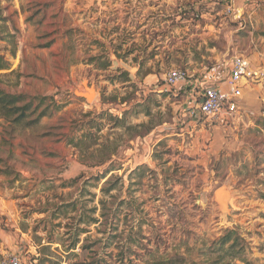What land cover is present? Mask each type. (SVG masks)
Segmentation results:
<instances>
[{
    "label": "rangeland",
    "instance_id": "374dc122",
    "mask_svg": "<svg viewBox=\"0 0 264 264\" xmlns=\"http://www.w3.org/2000/svg\"><path fill=\"white\" fill-rule=\"evenodd\" d=\"M201 1L0 0V54L11 71H0V91L26 96L32 108L43 99L39 112H51L29 126L36 114L16 125L0 119L8 167L0 164V259L264 264V118L223 127L188 118L192 100L181 90L159 93L168 70L218 69L247 48V35L234 33L227 52L216 25L215 39L202 36L197 50L198 17L203 27L220 10ZM253 37L264 40V22ZM239 109L254 111L242 102ZM86 132L93 138L81 141ZM74 202V211L57 212ZM226 231L238 239L230 252L219 246ZM48 239L55 244L41 251Z\"/></svg>",
    "mask_w": 264,
    "mask_h": 264
},
{
    "label": "crops",
    "instance_id": "0c3cea01",
    "mask_svg": "<svg viewBox=\"0 0 264 264\" xmlns=\"http://www.w3.org/2000/svg\"><path fill=\"white\" fill-rule=\"evenodd\" d=\"M203 1H206L208 4L207 0H202L201 2ZM215 12H217V10L208 13V21H206L207 23L203 25L202 32L198 33L196 31L197 41L195 46L197 50H201L202 48H204V46H206L205 39H203L202 36L208 35L213 39L218 34V32L216 33V30L214 28L215 25L213 23V18L216 15H214ZM243 15H246V20L250 25L249 27H247V29H249L247 32L243 31V28H241V24L244 23V19H242ZM239 20H241V22H239ZM261 21L264 22V0L260 1L258 7L255 10H252V8L248 5V0H234L233 15L224 25L220 27L221 29L219 30V32L225 37V48L227 49V52L231 47L230 41L232 40L234 33H237V35L242 33L246 34L247 48H245V50L243 51H239L238 53L236 52V54L246 57L250 61L252 66L264 67V40L261 38H258L257 40L253 37L254 31L258 28V24ZM244 28H246V26H244ZM184 30L187 31L188 29L185 27ZM182 34L186 37L185 33ZM184 47L188 51L189 46L185 45ZM209 50H211L212 52V49ZM227 54L228 53H226L222 57L226 56ZM232 56L233 55H231L230 57L226 56V59L223 61V63L225 64L218 69V65H213V67L209 70H206V68H203V66L200 65L199 68L201 69H198L197 66L199 63H196L197 65L192 67L191 69H185V71L187 72V80L177 87L178 90L182 91V93L180 94L184 96L185 101L189 102L190 100H192V102L190 101V103L193 107L194 104H197L198 93L202 91L204 87L218 86L224 88L225 80L229 74ZM201 59H204V57L201 56ZM185 67L188 68L189 65H186ZM1 72L6 73L11 71ZM241 102L249 104L250 107H253L254 111H241V117L237 119L233 124L237 123V125L240 124L243 127H248L251 126L253 119L258 118V116L264 118V111H262L264 109V81L258 83L256 86L253 85V87H245L242 90ZM261 106H263V109L261 110V112H258L257 108L259 109ZM192 107H187V110ZM43 120H45V118L41 119L40 124L43 123ZM2 234L3 233L0 232V239L3 240Z\"/></svg>",
    "mask_w": 264,
    "mask_h": 264
},
{
    "label": "built area",
    "instance_id": "2783aa9c",
    "mask_svg": "<svg viewBox=\"0 0 264 264\" xmlns=\"http://www.w3.org/2000/svg\"><path fill=\"white\" fill-rule=\"evenodd\" d=\"M261 0H248V5L255 10ZM211 7L220 8L214 13L213 23L218 28L224 25L233 15L234 0H208ZM204 16L200 15L194 24V35L196 31L202 32L201 21ZM245 23L241 24L244 29ZM187 80V72L182 68L168 70L162 80L160 94L170 93L180 84ZM264 81V67L252 66L250 61L239 54H234L230 62L229 74L225 80V87L206 86L198 93L197 104L187 110V117L197 119L203 117L205 120L215 119L220 126L226 127L233 124L241 117L239 109L242 100V90L245 86L257 85ZM0 264H24L21 257L16 254H6L0 259Z\"/></svg>",
    "mask_w": 264,
    "mask_h": 264
},
{
    "label": "trees",
    "instance_id": "16d2710c",
    "mask_svg": "<svg viewBox=\"0 0 264 264\" xmlns=\"http://www.w3.org/2000/svg\"><path fill=\"white\" fill-rule=\"evenodd\" d=\"M8 70V63L5 61L4 57L0 54V71H6ZM123 77H126V75H123ZM26 96L24 95H10L6 94L2 91H0V119L4 120L5 122H8L10 124L16 125L19 123H22L23 121L27 120V114L29 115H35L36 114V119L35 121H32L27 124L33 125L36 122H38L40 119L46 117V116H51V112H48V109H42L39 112V109L42 107L41 101L43 99H39V104L32 108V101H29L26 103ZM23 102V104H21ZM58 111V108L55 110V112ZM86 138L92 139L93 136L89 133H83L82 138L80 139L81 141L85 140ZM106 162H100L98 163V166H102ZM0 164L3 165V168L5 171L8 170V167L4 166L5 163L2 159H0ZM145 170L144 166H140L136 168L135 171H133L131 174L135 173H140ZM2 172V171H0ZM76 203H70L67 205H61L57 208V212L63 210L66 211L69 208L75 210ZM83 222V220L79 221ZM97 221L95 219H88L86 223L88 224H95ZM82 233H85L86 231H81ZM33 233L36 234V229L33 230ZM43 240H40V243H38V246L41 247V251L47 250L49 247L55 244V241L53 239H48L47 242L42 243ZM79 239L76 237L71 244L66 248V252L73 251L75 247L78 245ZM45 245V246H44ZM226 245H228L227 249L225 252H230L234 250V248L238 245V239L236 235L234 234L233 231H226L223 237L219 239V246L221 248H224ZM42 263L44 259L40 260ZM40 262V263H41Z\"/></svg>",
    "mask_w": 264,
    "mask_h": 264
},
{
    "label": "bare ground",
    "instance_id": "6f19581e",
    "mask_svg": "<svg viewBox=\"0 0 264 264\" xmlns=\"http://www.w3.org/2000/svg\"><path fill=\"white\" fill-rule=\"evenodd\" d=\"M75 90V89H74ZM86 91L90 92L91 93V97H93L95 95V91L94 89H89L87 87ZM78 94L80 93L78 90H77ZM226 193L223 189H219L218 191L215 192V198L216 200L218 201V203L220 204V207L225 210L226 209Z\"/></svg>",
    "mask_w": 264,
    "mask_h": 264
},
{
    "label": "water",
    "instance_id": "95a60500",
    "mask_svg": "<svg viewBox=\"0 0 264 264\" xmlns=\"http://www.w3.org/2000/svg\"><path fill=\"white\" fill-rule=\"evenodd\" d=\"M82 86L85 88V89H87V87L89 88V89H92V86H87V84L85 83V82H83V84H82ZM74 94L75 95H80V93L78 94V92L77 91H74ZM81 99H83L84 101H86L87 103H89L88 101H89V99L88 98H84V97H80Z\"/></svg>",
    "mask_w": 264,
    "mask_h": 264
}]
</instances>
